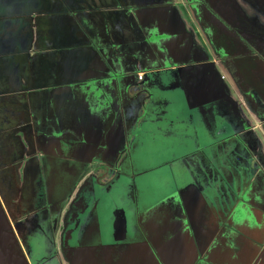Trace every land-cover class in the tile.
I'll use <instances>...</instances> for the list:
<instances>
[{"label": "crops", "instance_id": "1", "mask_svg": "<svg viewBox=\"0 0 264 264\" xmlns=\"http://www.w3.org/2000/svg\"><path fill=\"white\" fill-rule=\"evenodd\" d=\"M24 1L17 0L15 3V0H0V22H2L3 33L6 34H2V36L7 37L11 33V35L17 34L18 38L23 39L21 47L13 48L9 44L2 43L0 53L3 54V49L8 52V58L14 63L11 71L19 72L24 76H22L23 79L29 81V84L35 83L41 75L40 72L39 75L32 76V79L29 77L30 67L28 65L25 67L24 63L31 64V59L28 56L32 53L39 54L38 57L36 56V63L40 66L42 61L47 62L44 65H53L54 68L56 66L63 67L59 72L51 71L50 83H46L53 102H51L52 108L56 109L54 115L60 109L71 115L73 120L77 121L74 122L73 129L74 135L78 136L74 137L78 139L79 135H87L90 130H98V127L101 130L95 141L94 138H91L92 147L89 144L85 146V140H83V144L78 145L80 151L75 149L77 153L73 155L66 152L67 146L71 145L73 138L71 141L67 139L69 142L60 146L56 133L53 135L51 132L52 137L46 136V133L43 135L44 153L47 159L57 166V179L62 177L63 180L65 178V180L77 181L78 187L85 186V199L93 202L92 205L88 201L84 202L78 208L75 200L80 197L77 194L73 196V203L76 206L71 205V208L76 209L74 210L75 220H73L69 235L67 238H63V243L77 245L79 250L84 251V256L81 257L79 252H76L75 256H72L75 262L72 264H232L234 262L236 264V261L238 264H243L240 257L244 259L245 255L257 249L254 244H257L256 242L259 240L256 236L260 229V223L258 224L255 219L247 215L250 211L253 213L264 211V202L252 190L247 174L243 170L237 172L239 179L235 193L244 198L240 200L242 204L239 209L237 207V210L234 211L233 218L231 216L233 227H227H231L233 230L229 234L225 232V236L217 237V229L222 226V214H225L227 208L236 201L235 194L230 195L232 199L217 206L214 197L216 193L212 191L211 187L207 189L208 186H202L204 181H200L192 175L188 165L189 161H187V157L197 155L200 151L202 153L206 145L211 147L216 143L214 142L216 141L214 136L216 132L211 131L212 125H207L208 123L203 121L201 115H195L194 119L192 115L187 114L188 117L194 119V123L191 131L182 135L181 142L175 144V142L166 140L162 144L156 139V133L160 130L170 134L177 129L173 123L172 115L177 109L176 102L181 99L182 95L185 97L187 108L196 107L197 111L211 112L215 117H220L224 111V107L221 105L215 113V105L225 101L232 103V100L228 98L229 93L220 89V82L219 85L217 84L215 68L218 66L205 64L199 60L193 61L195 63L191 64L192 61L187 58L189 50L184 39L189 42V37L185 36L181 29H176L177 25L174 23H182L178 21V17L159 16L158 19L156 18L154 8L158 5L170 6L169 1L162 4H156L149 0H146L149 3L145 4L130 2L133 5L135 18L138 19V26L141 27L139 30L140 28L137 26L141 33L134 38L133 46L136 45V48L133 49V46H130V48L132 47L129 51L131 55L127 54L125 49L116 48L111 44H109L110 47L101 49L97 42L102 43L105 39L94 34L96 32L92 26L91 31L87 32L88 35H86L87 33L85 36L81 35L80 26H83L82 28L87 26L81 21V18L85 19L89 25L90 16L82 10L77 1L74 0V5L73 3L70 5V0H48V2L47 0H45L46 2L38 0L35 6L26 5ZM66 5H70L71 10L67 11ZM141 9L147 10H143V13L136 12ZM15 15L18 16L17 23L14 20ZM38 17L41 18L38 24L35 23L32 26L28 24L30 20ZM125 18L128 19L126 16ZM55 19L57 22L54 23ZM132 21L135 20L132 19ZM17 25L20 27L16 30ZM22 27L27 28L21 29ZM44 30L49 31L47 37L50 35L62 44L65 43L63 42L64 37L70 39L71 44L68 49L71 56L68 61L61 58L63 49L43 45L30 52V44L25 47L26 49L23 48L25 39L31 38L32 32L35 37L41 39ZM142 30L145 31L144 34H142ZM203 34L205 35V33ZM107 35L106 39L110 38ZM213 35L212 33L213 41L211 40V43L215 49H218L220 46L214 43ZM143 43H145V48H143ZM121 48L124 47L121 46ZM133 50H137L138 55ZM41 52L44 53L42 57ZM49 54L54 57L52 59L46 57ZM127 64H131L132 67L128 68ZM195 64H198L199 67H194ZM138 73L141 74L139 78L137 77ZM132 84L138 86L135 88L131 86ZM187 86H191L190 92L184 88ZM132 89L137 95L133 97L131 92L128 94L131 97L125 95ZM52 90H56L57 93L59 90L58 95L51 94ZM26 94L28 96L30 90ZM141 94L147 97L142 101L140 114L137 113V117L141 116L142 121L138 128L136 126V129H129L121 114L128 111L125 99L136 100V96ZM222 97L227 98L225 101L217 103ZM68 100L75 102V109L70 111L67 109L66 102ZM156 104L160 105L155 106ZM156 112H159L158 117L155 116ZM60 113L57 114L58 117L62 116ZM253 117L255 118V116ZM109 120L111 121L109 122ZM80 121H82V125L78 124ZM106 121L107 126L104 124ZM263 122L264 116H262L261 123ZM255 123L261 124L260 122ZM111 126L112 128H110ZM106 128H108L107 132ZM223 131V133L229 134L225 135L227 140L234 133L233 130L225 131L224 128ZM102 134L104 140L100 142ZM105 139L109 143L105 142ZM149 143H151L150 146ZM219 143L221 144L220 141ZM95 144H98L96 149L93 148ZM109 152L113 156L107 159ZM62 159L70 160L71 165L65 166ZM103 161H109V164L110 161H115L116 164H120L119 166L113 164L116 173L112 177L113 184L109 195L102 191L96 192L90 186V182L103 183L100 179V176L103 175L101 171L99 176H95V179L92 180L95 169H98L96 166H102ZM52 168L55 169L54 166ZM146 172L160 175L164 179L163 183L167 185L166 190L169 191V194L152 201L148 194L153 191L146 192L145 184L139 182L140 178L144 176L142 174ZM61 182L57 180L56 183H53V179L48 182L51 184L50 196L59 190L56 188L60 186ZM97 184L96 187H98ZM120 186L125 187L126 190L123 189L120 192ZM185 187L188 191H184ZM129 189H133L132 195L129 193ZM204 189L210 192L211 198ZM62 192L64 191L60 190V193ZM252 193L254 194L252 195ZM121 197L123 198L122 202ZM127 198H129L128 202ZM252 198L255 200V204L248 203ZM130 199L133 200L129 204ZM204 201L210 206L207 214L202 212L203 210L200 212L197 208ZM89 205L90 209H88ZM192 210L194 213L196 212V215L188 222L187 219H184V214L190 215ZM42 211L47 213L44 207H42ZM105 215H109V223L112 226L110 235H106L107 223L102 220ZM263 222L264 217H262L261 224ZM51 230L52 225H48L43 230L47 245V249L43 248V252L49 248L60 247L61 228L56 229L54 237H50ZM126 235L128 238L122 239ZM107 238H110V241ZM236 238L240 241L239 243H242L239 246L236 242L235 245L232 242ZM222 244L225 246H221ZM233 245L238 248L234 249ZM63 253L61 256L65 263ZM66 254V260H68L71 253L67 251ZM232 254L237 257L234 261L229 259L233 257ZM95 255H98L97 258ZM190 258L191 260L188 262Z\"/></svg>", "mask_w": 264, "mask_h": 264}, {"label": "rangeland", "instance_id": "2", "mask_svg": "<svg viewBox=\"0 0 264 264\" xmlns=\"http://www.w3.org/2000/svg\"><path fill=\"white\" fill-rule=\"evenodd\" d=\"M43 1L45 0H42V2ZM75 1L80 3L82 10L87 13L88 16H90L88 19L90 21L89 25L85 19L81 18V21L84 20L82 22L88 27L84 26V28H82V26L80 29V34L85 36V34L88 31H91V28L93 27L92 29H94V32H96L94 34H97L99 37H103L105 39V41L102 43L97 42L101 49L106 48L109 46V44H111L115 45L116 48L125 49L124 51L129 55H131L129 51H131L132 48H130V46H133L135 43L134 38L136 35L138 36L141 33V31H138L137 29L138 19L135 18L133 5L130 2L134 4L143 2L145 4L151 1L156 4H162L163 2L169 1L170 6L158 5L154 8V14L156 18L158 19L159 16H164L165 18L178 17V21H181L182 23L175 22L174 25H177L176 29H181L183 34L189 37V42L185 41L184 39V42L187 44L189 50L187 53V58L189 61H192L191 64L195 63L193 61L197 60L204 62L205 64H216L218 66L215 68L216 81L218 82L217 84L219 85L220 82V89L225 93H229L228 98L232 100V103H226L225 100L227 97H222L217 103L223 101L225 102L215 105L214 112L216 113L218 108L222 105V107H224L223 115H220V117H215L211 112L197 111L196 107L187 108L185 104V97L182 95L181 99L176 102L177 109L172 115V117H174L173 123L177 129L174 131V133L171 132L170 134L163 133L160 130L158 133H156V139H158V141L162 144H164L166 140L169 142H175V144L181 142L182 135L191 131L195 115H201L203 121L208 123L207 125H212L211 131L216 132L214 135L216 139L214 142L216 143L213 142L214 145L211 146L206 154L209 153L212 155L213 150L216 149L218 156L221 158L220 160L222 164L229 163V161H223V159L226 157V155H231L230 158L233 160L232 163L234 162L232 164L233 168L236 170H243L244 173L247 174V179H250L252 190L264 202V122L261 123L262 120H259V118L262 117H260V114L256 113V107L260 106L259 110H261L260 112L262 116H264V104L261 105V96L256 91L252 90V84H250L249 79L252 76L253 79H256V77L262 78L261 74L259 75V66L256 67V65H254V62L256 61L255 53L253 52L252 55L248 57H238L237 60L235 59V61H232L231 58L226 55H234L235 52H244L246 49H233L232 45L234 37H231L230 35L226 36L224 32L217 31L216 28L210 26L208 22V28L215 32V36H218V38L215 36L213 37L214 41L217 44L220 43L219 46H221V48H225L224 56H226V58H220L222 57L221 52H223V50L221 48H218V50L217 48L215 49L213 47V44L211 43V34L206 28L207 19L205 18L199 3L194 2V0ZM258 1L259 7L262 8L260 3L263 2L264 5V0ZM208 5L213 11H215L216 15L219 16L221 20L227 22L228 18L233 20V22L236 24L241 25V21H246L251 23V27L261 29V31L258 33L264 36V18L260 17V15H264V9L262 10L258 7L257 0H213V4L208 3ZM143 10L144 9H141L136 12L139 13L141 11L143 13L147 9L144 11ZM125 16L128 17V19L125 18ZM40 19L41 18L39 17L37 19L33 18L28 22V24H30V26L35 23L38 24ZM50 19L53 18L50 17ZM132 19L135 21H132ZM55 22H57L56 19L54 20V23ZM138 27L140 28L139 30H141V27ZM26 28L27 27H22L21 29ZM202 32L205 33V35ZM144 33L145 31L142 30V34ZM2 34L4 33L2 29V22H0V37H4ZM48 34L49 31L44 30L40 39L36 38L32 32V37L25 39L23 48L26 49L25 47L30 44V52L34 51L38 47H42L43 45L50 48L63 49V51H61V58L68 61L69 57L71 56L68 49L71 44L70 39L64 37L63 42L65 43L62 44L59 40L54 39L50 35L47 37ZM86 35H88V33ZM106 35L110 36V38L106 39ZM96 38L98 37L96 36ZM22 40L23 39L20 38L16 39V41L11 44L12 47H17L18 44L22 42ZM29 41L31 42L29 43ZM226 41L229 42L227 43L228 45H226ZM144 45L145 43H143V46ZM121 46L124 48H121ZM1 47L2 46L0 45V52L2 51ZM134 47L136 48V45L133 46V49ZM143 48H145V46ZM3 51V54L0 53V70L2 69L0 71V264H13V258L11 255L14 250H17L19 253H22V251L28 252V250H30L29 253L31 252V254L29 257L31 256V264H72V262L75 263L73 258L69 257L68 260H66L67 254L65 252L63 253V259L65 263H63L61 256L62 251L60 250V247H53V249L43 252V248L47 249L43 230L47 228L48 225H52V230L49 232V234L50 237H54L56 229L60 227L62 230V228L65 226L62 224V221L64 223L65 219H69L70 215H74V210L76 209L71 208V205H77L79 208L84 202L88 201L90 205H92L93 202L85 199V186L78 187L77 181L73 182L70 179L65 180L64 178L63 180L62 177L57 179V166L53 162H50L44 153L45 140L43 135L46 133V136L52 137L56 133L58 135V145L60 146L66 142H69L68 140L71 141L73 138L71 145L67 146L68 149L66 151L67 154L73 155L77 153L75 149L80 151V147L78 145L83 144V140H85V146L89 144L90 147H92L91 138H94L95 141L97 134H100L101 130L99 127L98 130H90L88 132L89 134L79 135L78 139L74 137L76 135H74L75 131L73 129L74 122L76 120H73L71 115L68 113H64V111H62L63 109H60L59 112H57V114H59L62 111L60 113L62 116L58 117L56 113L54 115L56 109L52 108L53 102L50 98V92L46 88V83H50V74L52 73L51 71L59 72L63 69V67L59 68V66H56L54 68L53 65H44L47 62L42 61L41 66L38 65L36 63V56L38 57L39 54L34 52L32 55L28 56V58L31 59V64L26 62L24 64L25 67L27 65L30 67L31 73L29 77H31V79L32 76L39 75L40 72L41 75L38 77L35 83L29 84V81L23 79L24 76L20 75L19 72L11 71V67L14 65V63L8 58V52H6L4 49ZM133 52L138 55L137 50H133ZM43 54L44 53L41 52V57ZM207 56H209L208 59H206ZM46 57L52 59L54 56L49 54ZM32 61H34L35 64ZM236 64L239 66L238 69ZM126 66L129 68L131 64H127ZM194 67L198 68L199 66L198 64H195ZM246 82L247 85L244 84ZM262 83L264 82L262 81ZM243 85L246 86L247 93L244 91ZM131 86L136 88L138 85L132 84ZM184 88L188 92L191 91V86ZM29 90L30 94L27 96L26 93ZM130 92L132 93L133 97L137 95L133 89L129 90V92L125 93V95L128 96ZM58 93L56 90L51 91V94L54 96H57ZM144 96V94L136 96V100L125 99V104L128 105V111L122 112L121 114L124 117L125 123L129 126V129H136V126L138 128V125L142 121L141 116L137 117V113L142 110L143 99H147V97ZM158 105L156 104L155 106ZM74 106V101L72 102L68 100L66 102V107L69 109V111L71 109H75ZM158 114L159 112H156L155 116L158 117ZM187 114L192 115L194 119L188 117ZM253 116H255V118ZM143 118L146 119L145 116H143ZM110 121L111 120H109V122ZM255 122H260L261 124L258 125ZM81 123L82 121H80L78 124L82 125ZM104 124L107 126V121L104 122ZM112 126L110 128H112ZM223 128L225 131L233 130L234 132L232 136H229L227 144L225 143L227 140V136L225 135L229 134L223 133ZM107 129L108 128H106V132L108 131ZM169 129L172 131L171 128ZM91 133L92 136H90ZM102 137H104L103 134L99 140L100 142L104 140ZM105 142L109 143L108 140L106 141V139ZM223 143L225 144L222 145ZM150 144L151 143H149V146ZM231 145L235 147V149H230ZM93 148H98V144H95ZM107 156L108 159L111 158L113 154L109 152ZM62 161L65 166H68V164L71 165L70 160L67 161V159H62ZM101 164L102 166H96L98 169H95L92 180L95 179V176L98 177L101 171L103 175L100 176V179H102L103 183L97 184L95 182H90V186H92L96 192L102 191L103 193L109 195L111 186L113 184L112 177L116 173V170L113 169V164L116 166H119L120 164H116L115 161H110V164L109 161H103ZM52 166H54L55 169H53ZM77 166L80 165L77 164ZM148 173L150 174L146 175ZM142 176L143 177L140 178L139 182L145 184L144 187H146V192L153 191L151 194H148L150 195V199L152 201H155V199L159 197L161 198L167 193L169 194V191L167 192L166 190L167 185L163 183L164 179L160 175L157 176L153 172H146L143 173ZM52 179L53 183H56L57 180L62 182L60 183V186L56 188L59 190H56L55 193H52L50 196L51 184L48 182ZM96 184L98 187H96ZM123 189L126 190L125 187L120 186V192L123 191ZM60 190L64 192L60 193ZM76 194L79 195L80 198L77 197L79 199L75 200L76 205H74L73 196ZM119 195L121 196L122 193ZM132 200L133 199H130L129 204ZM122 201L123 198L121 197V202ZM128 201L129 198H127V202ZM42 207L47 210V215L42 211ZM4 208L10 220H12L13 228L15 230H13L6 221L7 217L4 212ZM90 208L91 206L88 209ZM40 209L41 218L39 217L38 219V217H36L35 219L32 214L33 212L36 214L39 213ZM108 216L109 215H105V218L102 219L107 223L105 230L106 235H110V228L112 227L109 223ZM2 230L4 231L1 232ZM5 230L8 232V235L5 233ZM225 230V232L229 234L233 228H225ZM223 236L225 235L223 234ZM127 238L128 235L122 239ZM107 239L110 241V238ZM232 242L234 245L236 242L238 246L242 244L239 243L240 241L237 239H233ZM221 246H225V244H222ZM234 247V249L238 248L237 246ZM68 253H71L70 250ZM40 256V263L39 261H34L33 258L36 259ZM190 260L191 258L188 260V262H190Z\"/></svg>", "mask_w": 264, "mask_h": 264}, {"label": "flooded vegetation", "instance_id": "3", "mask_svg": "<svg viewBox=\"0 0 264 264\" xmlns=\"http://www.w3.org/2000/svg\"><path fill=\"white\" fill-rule=\"evenodd\" d=\"M24 1V0H22ZM38 0H26L24 1L26 5H36ZM55 1V0H52ZM262 1V0H261ZM17 2V0H15V3ZM70 5L73 3L74 5V0H70ZM194 2H198L199 6L202 8V12L205 16V18L207 19V30L210 32V34H214L212 37L215 36V32L210 30L208 28V22L210 24V26L216 28L217 31H222L226 34V36H231L234 37V41H233V49H241V48H245L246 50H244V52H239V53H234V55H226L229 56L231 58L232 61H235V59L237 60L238 57L241 56H251L252 53H255L256 56V61L254 62L256 65V67L259 66L260 72L259 75L261 74V77H256V79H253V76L250 79V84H252V90L256 91L260 96H261V105L264 104V83H262V81L264 82V36H262L261 34H259L258 32L261 31V29L255 28V27H251V23H248L246 21H241V24H236L235 22H233V20L228 19L227 18V22L221 20V18L219 16L216 15L215 11H213L209 5V4H213V0H194ZM258 2V7H259V1ZM262 5V8L260 9H264V5L263 2L260 3ZM41 5H45V4H41ZM70 5H66L67 11L71 10V6ZM15 13V12H14ZM18 16L15 15V23H17L18 21ZM260 17L264 18V15H260ZM84 21V20H82ZM19 25L16 26V30L19 29ZM88 27V26H87ZM81 28V26H80ZM204 29H206L205 27H203ZM16 33V32H15ZM241 36V37H240ZM216 38H218V36H215ZM37 38V37H36ZM16 39H18L17 34H13L11 35V33L9 34V36L7 38L5 37H0V45L2 43H6L4 45H10L13 44ZM237 39V40H235ZM214 43H216L214 41ZM227 43H229L228 41H226V45H228ZM220 44V43H219ZM21 45H23V42L19 43L18 46L21 47ZM221 48V46H220ZM223 50V52H221V56L220 58H226V56H224V50L225 48L222 47L221 48ZM220 53V52H219ZM226 61V59H225ZM237 69L239 68V66H237ZM250 77V76H249ZM261 78V79H260ZM255 80V81H254ZM249 83V82H248ZM245 85H247V82L244 83ZM243 85V89L244 91L247 93L246 90V86ZM264 106V105H263ZM260 106L256 107V113L260 114V117H262L261 114V110ZM264 110V109H263ZM262 120V118H261ZM102 135H100L101 138ZM227 141H225V143L227 144ZM225 143H223L222 145H224ZM213 146V145H212ZM211 147L209 145H206L205 149H203L202 153L200 151L199 154H195L191 157H187L189 161L188 165L189 168H191V173L192 175H194L195 178L200 179V181H204L202 182V186H208L207 189H210V187L212 188V191L216 193L215 200H216V205L218 206L219 204H224L226 201L232 199L230 198L232 194H235V198L236 201H234V203H232L226 210L225 214H222V226H220L217 229V237H221L224 233H225V228L232 226L233 227V222L231 220V216L233 218V213L234 211L237 210V207L239 209V206H241L242 203H240L241 199H243V196H240L239 194L236 195L235 193V189L238 188V183L237 180L239 179V175L237 174L238 170L234 169L232 164V159L230 158L231 155H226V157L223 159V161H229V163H223L221 162V158L218 156L216 149L213 150V154L210 155L209 153H207V151H209ZM225 148V147H224ZM235 149V147H233L231 145L230 149ZM194 152V151H193ZM192 152V153H193ZM189 186V185H188ZM129 188V187H128ZM187 187H185L184 191H188L186 190ZM206 190V189H204ZM207 194L210 196L211 198V194L208 190ZM133 189H129V193L132 195ZM254 193H252L253 195ZM203 201V200H201ZM248 203H253L255 204V200L252 198L251 200L248 201ZM200 207V208H199ZM198 210L204 213H209L210 210V206L209 204L202 203L201 206L197 207ZM5 210V208H4ZM3 210V211H4ZM134 210V207H133ZM260 210V209H259ZM258 210V211H259ZM6 214V221L8 222L9 226L12 227L13 230H15L13 228V223L12 220H10L9 216L7 215L6 210L4 211ZM261 213H253V212H249L247 216H249L252 219H255L257 221V223H260V229H259V233L257 232V238H259L258 242H256L257 244H254V246L257 248L256 250L254 249L252 252H249L248 255H245L243 258L240 260L243 261V264H264V222L261 224L262 222V217H264V211H260ZM35 219L36 217L41 218V209L39 210V213H35L33 212L32 214ZM38 215V216H37ZM196 215V212L194 213V210L191 211L190 215H185L184 214V219L188 222H190V220ZM136 216V215H135ZM248 217V218H249ZM74 218V219H73ZM10 221H9V220ZM75 217L74 215H70L69 219H65L64 223L62 221V224H64L65 226L62 228V232L60 235V250L62 252H66L67 251L71 252V258H73L76 254V252H79V255L81 257L84 256V251L79 250V248L77 247V245H72V244H64L63 243V238L65 236L69 235V231L71 230V225L74 223ZM37 222V221H36ZM27 224V223H26ZM39 225V224H38ZM192 229V226H190ZM4 230H2L1 232H3ZM249 232V231H248ZM5 233L8 235V232L5 230ZM15 233V232H14ZM236 233H238L236 231ZM227 234V233H226ZM239 234V233H238ZM240 234H242L243 236H246L244 233L240 232ZM228 235V234H227ZM236 236V235H235ZM237 239V238H236ZM65 242V240H64ZM58 247V246H56ZM227 247V246H226ZM228 248V247H227ZM34 249V248H33ZM50 250V248L48 249V251ZM248 251H250L249 249H247ZM30 250H28V252L26 251H22V253L17 252V250L12 253L11 257L13 258V264H31L32 262H30V258L29 255L31 254V252L29 253ZM228 253V252H227ZM33 255V254H32ZM233 255V254H232ZM73 256V257H72ZM98 255H95V257L97 258ZM85 258V257H84ZM34 261H39V263L41 262V256L38 258H33ZM231 260H235L237 259V257H235V254L233 255V257L229 258ZM235 263V262H234ZM232 263V264H234ZM236 264H238V262L236 261Z\"/></svg>", "mask_w": 264, "mask_h": 264}, {"label": "built area", "instance_id": "4", "mask_svg": "<svg viewBox=\"0 0 264 264\" xmlns=\"http://www.w3.org/2000/svg\"><path fill=\"white\" fill-rule=\"evenodd\" d=\"M138 77H140V74L138 73Z\"/></svg>", "mask_w": 264, "mask_h": 264}, {"label": "water", "instance_id": "5", "mask_svg": "<svg viewBox=\"0 0 264 264\" xmlns=\"http://www.w3.org/2000/svg\"><path fill=\"white\" fill-rule=\"evenodd\" d=\"M66 238H67V236H65ZM65 243H66V241H65Z\"/></svg>", "mask_w": 264, "mask_h": 264}, {"label": "clouds", "instance_id": "6", "mask_svg": "<svg viewBox=\"0 0 264 264\" xmlns=\"http://www.w3.org/2000/svg\"><path fill=\"white\" fill-rule=\"evenodd\" d=\"M141 76V75H140Z\"/></svg>", "mask_w": 264, "mask_h": 264}]
</instances>
